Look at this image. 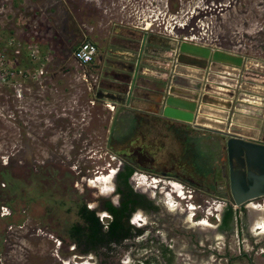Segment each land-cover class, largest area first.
<instances>
[{
  "label": "rangeland",
  "instance_id": "rangeland-1",
  "mask_svg": "<svg viewBox=\"0 0 264 264\" xmlns=\"http://www.w3.org/2000/svg\"><path fill=\"white\" fill-rule=\"evenodd\" d=\"M143 32L147 44L161 50L187 37L264 62V0H0V172L6 169L17 184L11 199L19 195L13 214L0 203V264H140L137 258H157L160 244L170 250L171 264H249L247 257L264 264V232L254 228L249 206L231 208L229 228L218 227L227 207L219 138L189 130L184 139L175 129L180 125L95 96L99 89L126 90L130 71L110 52L130 50L135 57ZM83 40L96 46V67L69 56ZM39 67L42 75L33 78ZM196 149L207 153L195 161ZM128 157L136 163L131 188L144 199L132 213L142 219L128 224L142 233L99 256L70 249L65 229L78 221L76 204L95 209L104 222L97 206L116 200L85 180L114 172L113 190ZM201 169L205 176L194 177ZM141 174L147 184H140ZM34 177L36 193L29 188ZM153 178L162 182L152 185ZM168 180L182 187L181 195ZM168 196L173 209L162 204ZM253 203L264 205V197Z\"/></svg>",
  "mask_w": 264,
  "mask_h": 264
},
{
  "label": "water",
  "instance_id": "water-1",
  "mask_svg": "<svg viewBox=\"0 0 264 264\" xmlns=\"http://www.w3.org/2000/svg\"><path fill=\"white\" fill-rule=\"evenodd\" d=\"M146 44V32H143L135 57L127 61L130 73L126 90L99 89L95 96L122 106L130 105L135 79L146 54ZM163 51L162 55L149 54L159 59L154 69L162 73L158 79L155 78L158 84V89H154L157 98L152 101L154 103L149 111L156 117L178 121L189 125L193 131L219 138L225 158L228 207L245 208L249 202L263 198L264 62L245 59L243 55L185 39L171 42ZM220 71L226 74L221 84L216 81L220 78L214 75ZM188 79L196 82L190 86ZM210 81L223 86L230 83L227 94L230 100L225 102L224 112L210 111L205 106L210 101L217 102L209 95L220 91L213 88ZM209 91L213 93L206 94ZM207 112L219 118L213 119L216 122H211V126L204 124V120L209 119Z\"/></svg>",
  "mask_w": 264,
  "mask_h": 264
},
{
  "label": "trees",
  "instance_id": "trees-1",
  "mask_svg": "<svg viewBox=\"0 0 264 264\" xmlns=\"http://www.w3.org/2000/svg\"><path fill=\"white\" fill-rule=\"evenodd\" d=\"M94 100H96V98ZM123 163L121 171L115 174L114 192L118 196V203L115 206L108 200L103 202V208L109 213V217L105 218L104 222L96 215L95 209L86 207L83 202L76 204L75 213L78 221L71 223L65 229V235L68 240L74 244L76 252L80 254L93 253L99 256L101 249L107 251L112 250L115 246H121L126 240H131L142 233L141 228L126 222V219L133 213L135 208L141 206V202H143L144 199L141 194L133 192L128 184V178L134 171V167H136L134 159L128 157ZM0 176H2L1 180L4 182L0 187V203L7 207L13 214V205L16 197L19 195H16V197L12 199L11 195L17 184L15 180L7 174L6 169L0 172ZM176 176L177 175L174 174H165V177H173L187 183V185H192V183L184 181ZM31 181L33 186L29 188L32 191L36 190L34 191L36 193L38 191V182L35 177L32 178ZM48 197L58 206L62 205V200L57 198L59 196L50 193ZM148 207L150 210L156 208V206L152 204H148ZM234 215L235 212L232 211L231 207H225L220 217V223L218 224L219 229L227 230ZM4 218L7 219L9 217ZM157 248L159 249L157 258L153 256H149L147 259L137 258V260H141L140 264L157 262L158 259L164 260L166 264H171L172 254L167 246L160 244Z\"/></svg>",
  "mask_w": 264,
  "mask_h": 264
},
{
  "label": "crops",
  "instance_id": "crops-1",
  "mask_svg": "<svg viewBox=\"0 0 264 264\" xmlns=\"http://www.w3.org/2000/svg\"><path fill=\"white\" fill-rule=\"evenodd\" d=\"M120 31L127 32L126 30H120ZM123 34L125 35L126 33H123ZM135 34H138V33L135 32ZM133 35H134V33H133ZM146 36H147V34H146ZM146 46H147L146 47V54H144L143 58H142V68L139 72V75H137V77L135 79V84L133 86V90H132V93L130 96V102H129L130 105L123 106V107L127 111L133 110L136 112H142L144 116L156 117V115H153V113H151L149 110L151 108L152 103H154L152 101H155L157 98V94L154 92V89H158V84L156 83L157 81L155 80V78L158 79L162 75V73L160 70L154 69V65H158V63L160 62V61H158L159 59L153 58L149 54L156 53V54L162 55V53H164L165 51L154 48L151 45L146 44ZM110 54H113V55L117 54V56L121 57L123 60L122 64L124 65L123 69L125 71H128L129 65H128L127 61L132 59V57H133L132 51H130V50H121V51L111 50ZM100 61H101V57L97 58L96 62H94V63L92 62L94 64L93 67H96L97 65H99ZM92 63H91V65H92ZM222 68L226 69L228 67L222 66ZM114 73H117V72L115 71ZM121 74L128 77V74L126 72L121 73ZM214 75L216 77L220 78V80H216V81H218L220 84L223 83V77L226 76L224 71H220L219 73L214 74ZM224 81H226V79H224ZM188 82L191 86V84H193L196 81H193L192 79H188ZM210 82L211 83H209V84L211 86H213V88L218 89L220 91L214 92L213 95H209V94L213 93L212 91H209L208 93H206L209 96H211L210 98H214V100H216L217 102L214 103V102L210 101L205 106L208 109H211L217 113L224 112L225 109L223 108V106H224L226 101L230 100L229 96L227 95L228 92L230 91V88H229L230 83L226 84L228 86H223V85H216L215 83L213 84L212 81H210ZM219 83H217V84H219ZM201 85H202V83H201ZM118 91H120V89H118ZM207 113L209 114V112H207ZM217 115H219V114H217ZM206 116H208L209 118L214 119V120L215 119L219 120L218 116H217V118L214 117V116H216V114H214V116L211 114L206 115ZM157 118L163 120L164 122L173 123V124H175V126L180 125L182 128H175V129H179L180 134L182 133V131L185 132L184 139H185V137L188 140L190 139L191 131H189V130H191L190 129L191 127L189 125L178 122V121H174V120H166V119H162L159 117H157ZM199 135L202 136L203 134L201 133ZM143 144L144 143H142L141 147L145 148L143 146ZM196 151H197V149H196ZM202 153H207V150H206V152H201V153L197 151L198 156H197V158H195V161L199 160V158H201L200 155ZM206 168H207V166L204 167V169H206ZM202 170L203 169L198 170L196 173L194 171V173H193L194 177L201 178V177L205 176L204 172Z\"/></svg>",
  "mask_w": 264,
  "mask_h": 264
},
{
  "label": "bare ground",
  "instance_id": "bare-ground-1",
  "mask_svg": "<svg viewBox=\"0 0 264 264\" xmlns=\"http://www.w3.org/2000/svg\"><path fill=\"white\" fill-rule=\"evenodd\" d=\"M149 26H150V24H148L147 26H145V28L147 29ZM207 110H210L211 111V109H207ZM210 119L211 118L205 119L204 120V124L207 125V126H211L210 125V124H212L211 122H216V121H213V119H211V120ZM113 173L114 172H110V173H108L106 175H103V174L98 175L95 178H92L88 182V184L89 185H93V187L96 185L95 187L98 188L99 193L101 195L110 194L111 191H112V181L110 180V178L113 175ZM140 180H142V182L140 184H147V181L149 179H148L147 176L141 174L140 175ZM159 182H162V181L159 180V179L153 178L151 183H152V185H156ZM165 183H166V185H168L172 189H175V192L177 191V193H179L178 195H181V193H182L181 192V188L182 187L178 183H176L174 181H171V180H168ZM253 202H255V201L249 202L248 205H246V206H247V208L249 206L251 208V210H253V215L256 216L255 221L257 220V223L255 222V227L254 228H256V229H259L260 228V230L262 229V232H264V206H262L261 204H258V203H253ZM173 203H174L173 202V199L170 196H168L167 199H166V201H164V204L169 209H173V207H174V204ZM189 207H188V209H189ZM220 208H221V205H218L215 210L220 211ZM190 209H192V207ZM257 214H259L260 216H258ZM135 216H137V218H138L137 221L138 222L142 219L140 215H135ZM134 218H133V222H135L134 221L135 220ZM139 218H141V219L139 220ZM83 264H87V263H83Z\"/></svg>",
  "mask_w": 264,
  "mask_h": 264
},
{
  "label": "built area",
  "instance_id": "built-area-1",
  "mask_svg": "<svg viewBox=\"0 0 264 264\" xmlns=\"http://www.w3.org/2000/svg\"><path fill=\"white\" fill-rule=\"evenodd\" d=\"M185 40H188L187 37L183 38ZM190 41V38L189 40ZM96 53V46L94 42L90 40H83L80 41L75 45V47L70 51V58L79 66H86L93 62L94 56ZM31 57L35 58L36 56V50H31L30 54ZM33 78L39 77V75H42L43 71L42 68L39 67L38 69H34L33 72ZM25 74H23L24 76ZM110 109H112L111 106H109Z\"/></svg>",
  "mask_w": 264,
  "mask_h": 264
},
{
  "label": "flooded vegetation",
  "instance_id": "flooded-vegetation-1",
  "mask_svg": "<svg viewBox=\"0 0 264 264\" xmlns=\"http://www.w3.org/2000/svg\"><path fill=\"white\" fill-rule=\"evenodd\" d=\"M88 180V182L91 180H89V179H87ZM88 182L85 180V183H86V185L88 186V187H90V188H94V189H96L97 190V192H98V194H100L99 193V190H98V188L97 187H93V185L92 186H90L89 184H88ZM128 184L130 185V181H129V178H128ZM130 187H131V185H130ZM222 189L224 190V192H225V182H224V184H223V187H222ZM131 190H132V188H131ZM133 191V190H132ZM112 193L115 195V198H116V202L114 203V201H112V200H110V199H105L104 201H106V200H108V201H110L113 205H117V203H118V196H117V194L114 192V188H113V190H112ZM101 195V194H100ZM179 197V196H178ZM103 201V202H104ZM165 201V200H164ZM164 201L162 200V204L164 203ZM103 202L101 203V204H99L98 206H97V208H98V210H100V213L102 214V215H104L105 217H109V213L103 208ZM256 202H260V201H256ZM250 205V204H249ZM262 206H264V205H262ZM247 208V207H246ZM250 208V207H249ZM251 209V208H250ZM97 215V214H96ZM258 216H260L259 214H257ZM98 216V215H97ZM132 213L130 214V216L126 219V222L128 223V221H130V223L132 222L133 223V218L135 217V215L134 216H132ZM99 217V219H101V217L102 216H98ZM252 217H254V216H252ZM132 225V224H131ZM72 245V247L70 248V249H75L74 248V244L72 243V242H70ZM68 244V242L66 243V245ZM247 262H249V264H252L251 263V261H250V258L249 257H247Z\"/></svg>",
  "mask_w": 264,
  "mask_h": 264
}]
</instances>
